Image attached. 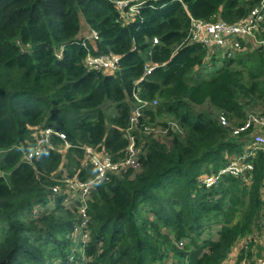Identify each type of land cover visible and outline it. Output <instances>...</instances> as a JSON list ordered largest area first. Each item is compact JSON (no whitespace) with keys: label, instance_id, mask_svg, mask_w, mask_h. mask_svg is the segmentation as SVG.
<instances>
[{"label":"trees","instance_id":"16d2710c","mask_svg":"<svg viewBox=\"0 0 264 264\" xmlns=\"http://www.w3.org/2000/svg\"><path fill=\"white\" fill-rule=\"evenodd\" d=\"M260 1L0 0V264L224 261L260 217L262 153L249 185L224 175L206 187L199 176L240 151L230 127L251 111L264 112V46L227 57L187 36L191 18L233 23ZM82 22L97 39L80 33ZM88 52L117 54L114 74L86 68ZM146 63L156 67L137 82ZM133 91L157 101L143 108L133 132L159 124L166 141L139 135L146 151L138 169L96 183L82 242L78 206L52 191L60 183L62 140L53 136L51 147L27 161L30 127L64 132L68 176L85 181L95 170L80 163L82 146L103 149L113 160L124 156ZM251 249L252 243L242 248L237 260Z\"/></svg>","mask_w":264,"mask_h":264},{"label":"built area","instance_id":"2783aa9c","mask_svg":"<svg viewBox=\"0 0 264 264\" xmlns=\"http://www.w3.org/2000/svg\"><path fill=\"white\" fill-rule=\"evenodd\" d=\"M142 2V0H140ZM141 2L137 3L140 4ZM126 2L117 1L118 5ZM137 4L129 6V12L135 11ZM128 13L126 17H129ZM190 31L187 36L189 42H199L208 47L212 52L220 51L227 57H233L239 50L251 51L258 47H263L264 40L260 33L264 32V1L251 9L246 16L233 23L222 20L204 21L191 18ZM93 38L97 39V34L93 33ZM152 43H158V38L153 37ZM119 56L115 53L90 54L89 52L83 59L84 65L88 69L105 70L107 72L115 71L118 67ZM156 67L155 63H146L143 66V73L137 79V82L149 75ZM133 108L129 116V126L127 128L128 144L124 152V156L113 160L107 153L101 149L98 151L96 147L84 145L82 146V162L81 164H90L94 167V176L83 181L74 175L68 176L65 170H62L58 181L61 184H55L52 187L54 193L62 192L64 195L63 203L68 207H77L80 222L77 226L82 242L87 241L84 227L89 220L87 215L88 201L91 197V191L98 181L111 174H121L129 169L138 168L139 156L146 151L143 147L145 142L139 140V135L145 138V134L152 133V137L159 133L161 127L159 125H147L136 135L133 130L137 129V119L142 115V110L146 106H154L156 100L151 102L142 100L138 97V92L132 93ZM219 122L223 126H228V121L224 116H219ZM33 136V142L23 152L25 160L30 161L37 158L44 146H52V137H58L62 140L61 146L67 149L70 143L66 140L64 132L59 131L51 126L36 125L30 127ZM141 133V134H140ZM229 136L239 139L241 142L242 154L229 157L227 163L218 170H212L208 174L200 176V182L206 187L217 184L224 175L234 177H243L241 179L249 181L255 166V158L258 152L262 153V187L260 190V198L264 202V112L251 111L238 125L229 129ZM138 137V139H137ZM142 138V139H143ZM66 174V175H65ZM61 186L66 189L62 191ZM40 207V206H39ZM259 226L264 230V204L261 208ZM183 241H179L182 245ZM264 264V259L254 258L248 260L242 258L239 264Z\"/></svg>","mask_w":264,"mask_h":264},{"label":"crops","instance_id":"0c3cea01","mask_svg":"<svg viewBox=\"0 0 264 264\" xmlns=\"http://www.w3.org/2000/svg\"><path fill=\"white\" fill-rule=\"evenodd\" d=\"M91 32L92 31L90 30V28L88 26L85 27L82 31V33H84V34L85 33H91ZM114 72L115 71H110L111 74H114ZM172 126H173V130H177V126L175 124H173ZM227 159H229V158H227ZM209 170H210V166H209ZM211 171L212 170L204 171L201 175L203 176L204 174H208ZM261 184H262V180H261ZM259 220H260V218L257 221L255 231L253 230L251 233H249L250 236L247 237L241 245L235 246L233 249V253L227 254L225 260L221 264H239V263H241L242 259L237 260V257L239 255L240 250L242 248H246L249 243H252V249L250 251L249 256L247 255V259L251 260L254 258H258V257L261 259H264V230L260 228ZM254 232L257 233L256 236H254Z\"/></svg>","mask_w":264,"mask_h":264},{"label":"rangeland","instance_id":"374dc122","mask_svg":"<svg viewBox=\"0 0 264 264\" xmlns=\"http://www.w3.org/2000/svg\"><path fill=\"white\" fill-rule=\"evenodd\" d=\"M264 1V0H263ZM125 2V1H124ZM254 8V7H253ZM132 12H134V11H132ZM132 12H130V13H132ZM85 27H87L85 24H83V22H82V26H81V30H80V33L83 31V29L85 28ZM91 30V29H90ZM92 31V30H91ZM93 33H94V31H92L91 33H85L84 34V36L85 37H93ZM264 46V45H263ZM241 51H246V50H239V51H237V52H241ZM58 52V54L60 53L59 51H57ZM236 52V53H237ZM155 124V123H154ZM156 125V124H155ZM157 125H159V124H157ZM156 125V126H157ZM161 128H162V126L161 125H159ZM164 131H166V130H164ZM166 133V132H165ZM165 133H156L155 134V139H157V140H161V141H166V139H165ZM137 139H138V137H137ZM57 150L59 151V152H61V154L63 155V159H62V161H61V164H60V166H59V168H58V171L59 172H61L62 170H65L66 172H67V170H66V167H65V159H64V155L66 154V150L67 149H65V148H63V146H61V144L58 146V148H57ZM238 154H242V151H241V149H240V151L238 152V153H233V154H230V155H227V156H231V155H238ZM80 163L82 162V158H80ZM138 168H136V169H133V170H137ZM68 173V172H67ZM66 175V174H65ZM262 175H263V173H262ZM199 179H200V176H199ZM242 183L243 184H246L247 183V185H249V181H242ZM59 184H61V183H59ZM61 189H62V191H64L65 189H66V187L65 186H61ZM70 210H72V209H70ZM262 210H260L259 211V214H260V212H261ZM78 217V216H77ZM257 224V223H256ZM255 231V229H254V227H253V229H252V231ZM256 232H254V236H256ZM250 235L248 234V235H246L245 237H243V238H239L233 245H232V247H231V249H230V252H228V254L229 253H233V249H234V247L235 246H239V245H241L242 243H243V241L247 238V237H249ZM74 241H75V243L77 244L78 243V239L77 238H74ZM177 246H179V247H182L183 246V243H182V245H180L179 244V241L177 242ZM81 255H82V257L84 256V251L82 250L81 251ZM226 258V257H225ZM225 260V259H224Z\"/></svg>","mask_w":264,"mask_h":264}]
</instances>
